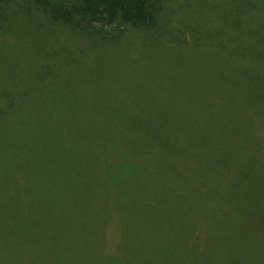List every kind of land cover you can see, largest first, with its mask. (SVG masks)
<instances>
[{"label": "trees", "instance_id": "16d2710c", "mask_svg": "<svg viewBox=\"0 0 264 264\" xmlns=\"http://www.w3.org/2000/svg\"><path fill=\"white\" fill-rule=\"evenodd\" d=\"M3 12L41 24L45 40L34 45L0 23L1 39L31 53L0 50V264H219L222 257L229 264L238 262L239 240L243 247L264 240V0L235 13L237 29L208 18L201 19L207 34L182 36L163 33L166 0H0ZM185 13L173 15L174 23H186ZM63 34L98 46L110 37L137 46L172 42L165 55L178 62L188 97L171 117L163 101L156 104L165 85L145 82L135 70L123 77L116 114L130 165L111 166L92 122V95L73 80L47 110L62 167L36 161L21 107L35 87L45 88L53 68L62 70L64 58L85 53L54 48L51 38L60 44ZM201 40L207 69H215L206 93L195 61L188 71L184 58ZM155 144L171 172H160Z\"/></svg>", "mask_w": 264, "mask_h": 264}, {"label": "rangeland", "instance_id": "374dc122", "mask_svg": "<svg viewBox=\"0 0 264 264\" xmlns=\"http://www.w3.org/2000/svg\"><path fill=\"white\" fill-rule=\"evenodd\" d=\"M250 0H166V12L165 15L168 18L167 22L164 19V24L167 28H163V33L170 34L168 28L178 36H182L192 29L194 31L207 34L208 28L204 21L201 19L211 18L213 21L218 22L220 26H226L228 28L237 29L234 16L236 12H244L246 8L249 9ZM185 13L186 23L181 25L175 24L173 15L178 16L180 12ZM199 14V21L196 23H190L191 13L193 17H197ZM173 22V23H171ZM0 23L11 29L13 34L18 38H24L26 41L36 44L41 39L45 40L40 33L44 31L41 24H37L35 21H28L21 17L15 16L10 12H3L0 15ZM181 31L178 32V29ZM198 28V29H197ZM207 31H205V30ZM49 35V33H47ZM113 36V35H111ZM166 36V35H165ZM62 42L60 44L56 42L55 38H51L54 44V48L60 50L63 46H66V50L69 52L72 49L77 53V50H83L85 53L80 54L78 58L72 59L69 62L62 60V70H52V74L49 77H44L45 83H47L44 89L35 87L30 94H33L32 101L25 102L22 107V119L29 127L32 133L34 143V154L36 161L47 167L61 169V160L57 152V149L53 143V138L50 140L51 129L47 124V110L48 105L53 100L54 96L59 95L65 97L66 91H69V84L73 80L77 82L78 86L86 88V90L92 95V102L90 104L92 110V122L97 127L100 133V139L103 141L104 146L107 149V155L113 158L112 167H115V163L128 164L132 163V156H129L128 142L126 135L123 132L121 124L116 114V107L118 105V98L121 95V90L125 88V74L128 71L135 70L144 77V81L148 82L153 79V83H160L161 86L165 85V96H157V106L160 101H163L167 105L165 115L171 117L170 114L174 108H176L184 99L188 97V88L182 87L180 84L182 80L178 73V62L172 57H168L165 54L169 52L173 47L172 42H164V44H154L151 40L142 42L138 46L135 44V39H117L110 37L105 39L99 46L95 40L91 38L81 39L79 37L60 36ZM171 37V36H170ZM172 38V37H171ZM194 38V36H193ZM174 39V38H172ZM187 37L183 38L186 41ZM195 40V39H194ZM0 50H6L11 52L17 57L30 56L29 50L22 47L20 44H14L9 40H3L0 38ZM202 46L191 52L187 53L186 70L191 71L192 61H195L197 65V73L200 74V87L203 93L208 90V74L215 70L213 67L207 69V51L204 47V42L201 40ZM164 47V48H163ZM175 49V47H174ZM169 50V51H168ZM38 60V59H37ZM36 60V61H37ZM41 62L40 58L39 61ZM52 61L50 64H53ZM44 65L46 70L48 67ZM194 65V64H193ZM165 72L167 75L163 74ZM187 73V71H186ZM48 74V72H47ZM161 74V76L155 77V75ZM218 78V85L215 89L219 90L222 85V77L217 72L215 74ZM141 78V76H140ZM139 78V79H140ZM142 78V79H143ZM123 79V82H122ZM177 95V101L172 97ZM80 98L78 96L76 99ZM137 101H133V104ZM156 102V101H155ZM172 105H171V104ZM161 104V103H160ZM206 103H202L204 107ZM202 110V109H201ZM1 129V127H0ZM1 131V130H0ZM114 140V142L112 141ZM1 143V136H0ZM109 143L114 144L109 145ZM109 146H112L111 148ZM109 149H108V148ZM157 161L161 173H169L173 170L172 164L168 158L158 147L154 145ZM262 153L264 164V140L262 141ZM261 153V154H262ZM223 158V154L221 156ZM221 163V162H220ZM57 171V170H56ZM1 190V185H0ZM1 201V193H0ZM64 217L56 215L55 219L61 226L64 222ZM261 240V241H260ZM256 243L254 240L251 243H245V247L242 246L240 240L237 243V250L240 252L238 262L229 264H264L258 254L264 253V240L260 239ZM228 248L231 249L229 246ZM215 258V255H214ZM224 257L219 258V264H224ZM188 264V262L186 263Z\"/></svg>", "mask_w": 264, "mask_h": 264}]
</instances>
